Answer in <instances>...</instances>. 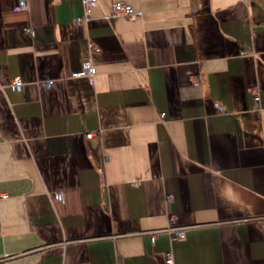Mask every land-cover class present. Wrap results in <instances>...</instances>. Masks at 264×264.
<instances>
[{"label":"crops","instance_id":"0c3cea01","mask_svg":"<svg viewBox=\"0 0 264 264\" xmlns=\"http://www.w3.org/2000/svg\"><path fill=\"white\" fill-rule=\"evenodd\" d=\"M116 2L141 16L105 20ZM16 3L0 0V264H264L249 1L98 0L86 24L81 0ZM88 42L95 74L73 78Z\"/></svg>","mask_w":264,"mask_h":264},{"label":"built area","instance_id":"2783aa9c","mask_svg":"<svg viewBox=\"0 0 264 264\" xmlns=\"http://www.w3.org/2000/svg\"><path fill=\"white\" fill-rule=\"evenodd\" d=\"M98 0H81L82 4V15L75 19L77 24H86L90 20L91 9L93 6L97 4ZM29 8L28 0H17V3L13 10L15 12H22L27 11ZM140 11H134L129 5L124 4L122 2H116L111 5V12L104 16V19L107 21H111L117 17H123L126 19H132L135 17H140ZM24 32L29 34L30 36L34 35V31L30 26L24 28ZM88 54L83 58L79 70L72 74L73 78H82L86 77L92 79L95 74V66L92 59V53L96 51V47L92 42H88L87 44ZM194 83H200L199 78H194ZM52 82H46L42 84L44 87H48L51 85ZM23 86V81L20 77H13L10 80L9 88L11 91H17ZM215 108L218 110L219 113H224V108L218 104H215ZM160 118H164V113H160ZM95 136V133H88L86 134V138L90 139ZM54 200L56 201H63V196L61 194H54ZM168 233L175 240H182L185 237V230L184 228L178 227H171L168 230ZM155 234H151L150 241L153 243L155 240ZM166 263L173 264L171 256L169 254L166 255Z\"/></svg>","mask_w":264,"mask_h":264},{"label":"trees","instance_id":"16d2710c","mask_svg":"<svg viewBox=\"0 0 264 264\" xmlns=\"http://www.w3.org/2000/svg\"><path fill=\"white\" fill-rule=\"evenodd\" d=\"M251 10V23L264 26V0H248Z\"/></svg>","mask_w":264,"mask_h":264}]
</instances>
